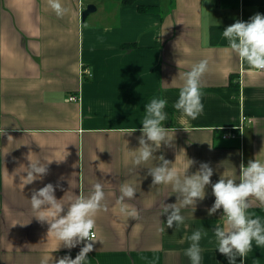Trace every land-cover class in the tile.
I'll list each match as a JSON object with an SVG mask.
<instances>
[{
    "label": "crops",
    "instance_id": "obj_1",
    "mask_svg": "<svg viewBox=\"0 0 264 264\" xmlns=\"http://www.w3.org/2000/svg\"><path fill=\"white\" fill-rule=\"evenodd\" d=\"M89 2L61 0L67 11L57 16L49 0H0V264H39L57 245L30 202L32 190L49 182L59 183L55 195L66 204L103 185L107 207L96 215L90 264H191L185 250L198 228L208 233L201 264H229L215 249L223 216L222 208L208 215L211 185L196 207L181 209L183 224L167 227L163 204L182 197L147 173L161 153L181 174L189 159L188 174L209 162L213 183L223 172L238 178L241 162L264 160V71L242 63L222 36L236 20L264 14V0H108L81 20ZM205 58L204 111L191 120L173 105L181 75ZM153 96L167 99L164 123L174 140L135 164L140 132H128L142 127ZM29 158L52 162L43 179L24 186ZM124 183L136 186L125 198L136 218L119 213ZM249 211L264 217L259 207ZM80 247L53 255L75 258ZM257 261L264 264V248L253 243L245 264Z\"/></svg>",
    "mask_w": 264,
    "mask_h": 264
},
{
    "label": "clouds",
    "instance_id": "obj_2",
    "mask_svg": "<svg viewBox=\"0 0 264 264\" xmlns=\"http://www.w3.org/2000/svg\"><path fill=\"white\" fill-rule=\"evenodd\" d=\"M49 6L57 16H62L67 11L61 0H49ZM222 36L226 38L228 48L242 63L264 71V14L258 12L247 21L236 20L223 30ZM208 63L206 58L201 59L181 75L183 85L173 107L185 118L196 120L204 111L202 78L208 69ZM167 103V99L161 96L150 98L145 104L141 119L142 127L139 129L133 127L129 130V134L137 130L140 132L139 147L134 155L135 164L146 162L152 159L158 150L172 146L174 136L169 134L170 127H166L164 123L169 119L165 111ZM185 122L186 120L182 119L180 125H184ZM4 132L3 126L0 128V134ZM29 160L30 163L23 169L26 172L22 177L24 186L43 179L49 171L48 165L52 162L39 158ZM159 161L157 166L148 168L147 174L151 175L152 184H171L174 192L182 197L179 205L163 204L160 215H167V227H172L174 223L175 226L183 224L185 217L181 214V209L192 205L196 207L198 200L205 198L207 186L211 185L215 200L207 209L208 215L211 216L222 208L223 216V224L214 227L217 242L215 249L227 257L229 264H245V258L253 250V243L264 248V217L249 211L254 206L264 210V160L250 159L246 165L241 162L238 178L231 173L223 172L215 183L211 180L214 169L209 162H201L197 171L188 174L187 170L194 163L189 159L181 174L163 153L159 155ZM56 187H60L59 183L54 186L49 182L43 187L33 189L30 198L31 207L38 213L34 216L40 222L48 223V233L51 232L58 241L57 245L41 256L39 264H90L88 253L93 251L97 240L96 215L107 207L103 203L105 200L103 185L95 183L90 194H80L70 204L57 199ZM120 193L119 213L136 218L139 214L137 209L125 203V198L135 197L136 186L124 183L120 186ZM160 231L163 232L165 229L161 228ZM207 235L203 228H198L188 237L191 244L185 250V254L191 264H201L203 257L200 241ZM81 244L82 247L75 258H72L70 252L58 259L53 255L61 246L72 249Z\"/></svg>",
    "mask_w": 264,
    "mask_h": 264
},
{
    "label": "water",
    "instance_id": "obj_3",
    "mask_svg": "<svg viewBox=\"0 0 264 264\" xmlns=\"http://www.w3.org/2000/svg\"><path fill=\"white\" fill-rule=\"evenodd\" d=\"M96 10V6L93 3L87 4L85 9L80 13L81 20H84L90 13Z\"/></svg>",
    "mask_w": 264,
    "mask_h": 264
},
{
    "label": "rangeland",
    "instance_id": "obj_4",
    "mask_svg": "<svg viewBox=\"0 0 264 264\" xmlns=\"http://www.w3.org/2000/svg\"><path fill=\"white\" fill-rule=\"evenodd\" d=\"M108 0H90V2L89 3H93L94 5H103L104 6V4H106V2H107ZM85 2H86V0H85ZM92 13H94V12H92Z\"/></svg>",
    "mask_w": 264,
    "mask_h": 264
},
{
    "label": "trees",
    "instance_id": "obj_5",
    "mask_svg": "<svg viewBox=\"0 0 264 264\" xmlns=\"http://www.w3.org/2000/svg\"><path fill=\"white\" fill-rule=\"evenodd\" d=\"M126 2H129V0H125ZM137 8L139 9V11H144L145 9L148 8V5H138ZM237 130V129H234Z\"/></svg>",
    "mask_w": 264,
    "mask_h": 264
},
{
    "label": "built area",
    "instance_id": "obj_6",
    "mask_svg": "<svg viewBox=\"0 0 264 264\" xmlns=\"http://www.w3.org/2000/svg\"><path fill=\"white\" fill-rule=\"evenodd\" d=\"M241 127V126H240Z\"/></svg>",
    "mask_w": 264,
    "mask_h": 264
}]
</instances>
